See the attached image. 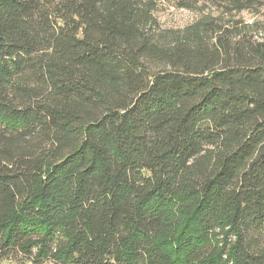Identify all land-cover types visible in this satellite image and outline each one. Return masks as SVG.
Listing matches in <instances>:
<instances>
[{"label": "trees", "instance_id": "1", "mask_svg": "<svg viewBox=\"0 0 264 264\" xmlns=\"http://www.w3.org/2000/svg\"><path fill=\"white\" fill-rule=\"evenodd\" d=\"M48 262L264 264V0H0V264Z\"/></svg>", "mask_w": 264, "mask_h": 264}, {"label": "rangeland", "instance_id": "2", "mask_svg": "<svg viewBox=\"0 0 264 264\" xmlns=\"http://www.w3.org/2000/svg\"><path fill=\"white\" fill-rule=\"evenodd\" d=\"M214 15L217 16V13L214 10L206 9L204 12H191L187 10H178L168 4L160 5L159 11L157 12V17L163 29H174V30H182L184 27L189 26L198 22L204 15ZM236 19L245 20L247 23L252 24L257 18L250 13H243V15L238 16ZM10 264V263H7ZM33 264V263H27ZM45 264H54V263H45Z\"/></svg>", "mask_w": 264, "mask_h": 264}]
</instances>
